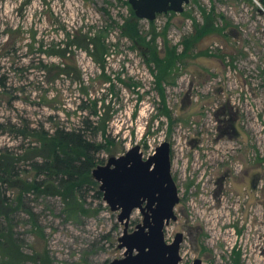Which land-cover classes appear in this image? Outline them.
Instances as JSON below:
<instances>
[{
	"label": "rangeland",
	"instance_id": "rangeland-1",
	"mask_svg": "<svg viewBox=\"0 0 264 264\" xmlns=\"http://www.w3.org/2000/svg\"><path fill=\"white\" fill-rule=\"evenodd\" d=\"M133 18L129 0H0V158L13 167L0 171V205L6 196L17 208L0 217V264L124 258L125 224L93 170L135 146L147 160L165 142L180 197L165 238L183 234L181 264H264V5L191 0L181 14L137 18L143 46L124 34ZM107 26L101 64L70 47L69 34ZM203 26L211 30L200 37ZM73 61L77 80L66 70ZM86 118L102 130L86 133L101 145L96 165L78 189L62 190L61 177L38 170L40 143L23 133L86 129ZM143 220L136 210L128 232Z\"/></svg>",
	"mask_w": 264,
	"mask_h": 264
},
{
	"label": "water",
	"instance_id": "water-1",
	"mask_svg": "<svg viewBox=\"0 0 264 264\" xmlns=\"http://www.w3.org/2000/svg\"><path fill=\"white\" fill-rule=\"evenodd\" d=\"M191 0H129L140 20L153 22L158 15L181 14ZM171 146L161 144L147 160L140 146H135L121 157H112L106 165L93 170L100 183L104 200L114 212H120L119 221L126 230L120 237V249L125 257L112 264H181L183 234H177L173 243H167L165 228L177 220L175 207L180 202L179 191L172 177ZM140 210L142 224L129 233L133 213ZM193 264H202L197 259Z\"/></svg>",
	"mask_w": 264,
	"mask_h": 264
},
{
	"label": "trees",
	"instance_id": "trees-1",
	"mask_svg": "<svg viewBox=\"0 0 264 264\" xmlns=\"http://www.w3.org/2000/svg\"><path fill=\"white\" fill-rule=\"evenodd\" d=\"M260 2L264 5V0H260ZM138 21L137 18H133L130 22H127V26L124 28V34H126V37L135 40L136 44L139 46L148 45L147 40L143 39V36L140 34ZM210 30L211 27L203 26L198 30L200 33L199 36L202 37L208 34ZM110 31L111 26L98 30H89L87 32L79 30L74 34L72 33L73 35L69 34V38H72L70 47L75 46L76 49L85 51L95 63L101 64V62H104L107 57L111 55L112 46L109 44ZM65 52L66 53L63 54L64 58L67 57V53H71L68 48H66ZM153 59L160 63V59L155 57V55L151 57V60ZM68 60H73L71 55ZM73 63L75 68L70 70L68 66L66 70L69 71L68 75L72 77V79L74 78L77 80L82 76V71L79 70L77 62L73 61ZM83 124L86 126V129L59 127L50 133L46 130L39 131L34 128L28 133H23L24 136H29L40 143L41 149L37 155L43 157L45 161L42 162L41 165L38 164V170L42 173L44 172L49 175L61 177L62 184L60 188L62 190L73 189L75 191L76 188L78 189L82 176L90 174L96 165L95 154L99 151L101 145L90 139L86 133L87 130H89L96 137L102 130L89 118H86ZM6 163L5 161L2 162V158H0V171L6 170L8 174H11L13 167L10 164L6 166ZM41 188V185L36 184L34 189L41 190ZM51 193L53 195H63L61 190H56ZM3 200L4 201H1L0 205V217L4 216L10 218L11 214L17 211V208L14 207L15 202H9L6 196ZM7 233L8 232L4 229H0V238L3 234ZM1 245L2 242L0 241V246Z\"/></svg>",
	"mask_w": 264,
	"mask_h": 264
},
{
	"label": "bare ground",
	"instance_id": "bare-ground-1",
	"mask_svg": "<svg viewBox=\"0 0 264 264\" xmlns=\"http://www.w3.org/2000/svg\"><path fill=\"white\" fill-rule=\"evenodd\" d=\"M224 216H226L224 212L214 213V215L212 216V220H215L213 224L214 229L218 227L219 223L221 222V219L225 218Z\"/></svg>",
	"mask_w": 264,
	"mask_h": 264
}]
</instances>
